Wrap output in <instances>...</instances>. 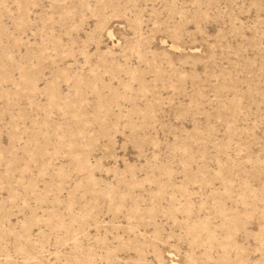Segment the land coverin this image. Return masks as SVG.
Returning <instances> with one entry per match:
<instances>
[{"label":"rangeland","instance_id":"rangeland-1","mask_svg":"<svg viewBox=\"0 0 264 264\" xmlns=\"http://www.w3.org/2000/svg\"><path fill=\"white\" fill-rule=\"evenodd\" d=\"M264 264V0H0V264Z\"/></svg>","mask_w":264,"mask_h":264},{"label":"bare ground","instance_id":"bare-ground-1","mask_svg":"<svg viewBox=\"0 0 264 264\" xmlns=\"http://www.w3.org/2000/svg\"><path fill=\"white\" fill-rule=\"evenodd\" d=\"M172 264H177V263H172Z\"/></svg>","mask_w":264,"mask_h":264}]
</instances>
